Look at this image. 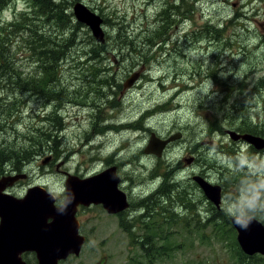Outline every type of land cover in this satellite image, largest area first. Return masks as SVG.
Segmentation results:
<instances>
[{
  "label": "flooded vegetation",
  "instance_id": "flooded-vegetation-1",
  "mask_svg": "<svg viewBox=\"0 0 264 264\" xmlns=\"http://www.w3.org/2000/svg\"><path fill=\"white\" fill-rule=\"evenodd\" d=\"M167 1L169 4H173L170 9L172 21L169 24L168 31L148 30L144 35H139L136 39L143 36V39H145L143 45L137 40L136 42L132 40L134 39L132 37L133 31L129 32L131 35L129 38L127 33L123 31L109 32L106 33V46L104 48L97 49L98 52H94L93 48L91 49L93 53L99 55L97 61L102 67L115 72V82H91V91L87 92L79 86L81 82L73 87L65 82H38L41 87H29L27 89L30 90V93L29 96L25 97L26 108L28 110L33 109L35 116L46 125L47 130H51L54 126V123L51 124L49 121V118L54 115H60L64 118V123L67 126L63 129L68 127L73 118L70 117V112L67 110L71 111L75 108H68V106L81 104V106L88 108V132L91 134L90 169L86 174H82L79 170L69 169L67 168V161L62 160V162H59L58 155L53 153H51L50 159L46 163L40 156L24 160L19 165L12 161H6L3 165H0V181L5 179L6 183L8 182L7 178L19 174H26V176L24 178L18 177L14 181L9 179L11 183L9 182L0 191V201L22 199L35 187H49L46 180L49 173L60 172L62 180L66 181L69 173L91 178V176L105 169L116 167L117 177H119L118 188L126 194L129 203L127 207L116 212L106 209L103 203L92 202L89 205H79L76 216L80 223L79 234L84 237L81 250L79 254L71 253L67 258L60 259L58 264H108L112 252H104L105 247L129 244L145 250L150 244L155 246L156 243L157 246L160 240L159 234L153 232L145 234L144 230H147L150 225L158 223L160 216L164 220L169 219L171 221L176 217H190V211H186L183 206H177L176 198L172 200L175 206L166 210L168 211L167 216L166 211L159 213L158 206H156V209H151V205L145 208L146 203L159 204L158 193L163 180H158L159 176L152 178L151 171L159 167L160 164L163 169L168 163L173 165L177 169V174L181 176L180 185L186 189L189 195L188 198H191L195 204L196 215L194 220L196 222L194 226H203L207 213L211 211L209 209V202L211 201L201 190L198 183L193 180L194 175L200 174L210 182L221 185L222 203L221 208L216 207L218 210H224L228 207L243 208L246 202L254 201L256 196L260 195L257 190L264 187V65L259 68V66H249V63L247 65L249 66L248 69L241 75L240 79V75L238 76L239 68L233 69L229 73H223L225 69L231 70L236 64L235 55H238L240 44L236 33L222 30L209 31L207 30V22L204 30H191V25L188 29L185 25L188 21H192V10H190L189 4L196 1L201 2V0ZM91 9L96 11L92 7ZM96 12L103 18L107 16L99 11ZM156 22L154 21V24H157ZM176 25L184 29L175 31ZM260 26L263 30L255 31L252 37H254V42H257L258 39V49L264 50V23H261ZM148 37L154 39L152 43L149 42ZM248 42L250 43V41H247V47L242 44V49L248 48ZM133 46L137 49H132ZM204 49L207 52L199 54V57L196 58L197 66L190 69L188 73L184 71V68H176L177 63L180 65L184 62V57H189L192 52L198 53V51ZM179 57H181L180 60L177 59ZM225 59H227L228 64H225ZM260 61H264V59L261 58ZM151 69L163 70V72L161 71L159 75L154 76L148 74ZM136 70L141 71L139 81L131 87L125 88L124 81L129 77V71ZM119 71H122L120 78ZM165 71H168V73ZM144 79L156 82L159 85L164 84V82H172V86L179 85L182 90L189 89L191 87L190 82L212 83L211 92L226 97L227 102L230 103L227 104L224 101L223 105H228L231 108L233 116L230 114L226 119L217 116L215 119L204 118L200 121L199 129L204 131L201 133L202 138H204L193 146L192 151H188L191 155L189 157L194 159L185 169H182L187 165L184 159L175 163L174 161H168L163 155V158L156 159L154 168L148 172V166L138 161L141 156L138 152H133L131 157H128L127 154H123L127 147H123L122 143L117 144L114 141V138L121 140L124 134L141 130L139 128L143 123H140V119L145 115L148 116L153 111L150 109L145 113L141 111L140 116H130L128 114L131 110L124 107L126 97L141 89L144 85L140 83ZM223 82H229V85H225ZM238 84L239 86L242 84L243 89L239 90ZM180 92L181 90L177 91L175 95ZM72 94H81L86 99H77V102L76 98H69ZM0 97L5 98V95ZM238 99H242L244 102H238ZM167 102L169 103V100ZM159 105H162V103ZM199 105L202 107V100H199ZM229 116H231V121L228 120ZM217 118L222 123L220 127L216 124ZM227 130L235 131L237 137H229ZM176 133H180V138H183L182 131ZM244 136L258 138L262 145L256 147ZM162 138H167V136ZM172 144L174 143L168 146ZM207 150L209 152H220L222 154L221 162L209 164L208 157H203V155L209 156L210 153L208 154ZM136 163L146 167V177L142 175L139 180L136 178L139 176L137 171H135V176L129 173V167ZM20 169L22 170L19 171ZM183 173L186 175V181L181 180ZM230 175L235 177L233 180L234 185L231 192H227L225 181ZM143 178L146 181H142ZM172 193L174 194V188ZM152 194L154 195L153 199L143 203V200ZM64 197L65 194L61 193L60 198L64 199ZM227 202L230 203L229 206H225ZM85 216L89 226L88 229H86ZM255 219H258L264 225V219H261L259 215ZM48 220L51 221L52 219L48 218ZM190 220L192 219H189V231L187 232H191L193 227H190ZM2 221L3 217L0 214V231ZM230 221L232 222V220ZM22 226V223L13 216L11 217V228L4 229L3 233L6 230H10V233L16 232L22 229ZM138 230H142V233L140 234ZM7 232L4 233L2 239L5 240ZM15 239L12 238V240ZM40 241L42 245L45 244L44 247L48 239L44 238ZM32 247H19L15 250L16 253L11 250L8 255V263L41 264L42 260L39 258V252ZM1 248H4V246ZM43 252L45 253L43 248H40V253ZM18 253L19 256H17ZM243 253L246 257H242L240 253H235L238 264H247V261L253 260H259L258 264H264V254L248 255L244 251ZM45 262L47 263V261Z\"/></svg>",
  "mask_w": 264,
  "mask_h": 264
},
{
  "label": "rangeland",
  "instance_id": "rangeland-1",
  "mask_svg": "<svg viewBox=\"0 0 264 264\" xmlns=\"http://www.w3.org/2000/svg\"><path fill=\"white\" fill-rule=\"evenodd\" d=\"M76 1H82L90 8L92 7L94 10L106 14L110 18H115L112 19V22L118 21V18L123 19L128 29L133 31L132 37L134 39L132 40L135 42L137 40L143 45L145 42L143 36L138 39L136 38L139 35H144L148 30H152L153 25L155 26L154 21L158 17V13L163 9L166 0ZM194 5L196 7L193 10L191 7L192 21H188L185 25L188 29L191 25V30H204L206 22L213 20L219 23V28L223 29V27H225L224 31L234 32L236 36L239 37L240 44L238 55H235L236 64L231 70L225 69L223 73H229L233 69L239 68L238 76L240 75V79L241 75L245 73L249 66L253 67V65L256 64V67H263L264 61H260V59H264V50L258 49V39L257 42H254V37L252 36H254L253 34L255 31L259 32L263 30L260 24L264 23V0H201V2L196 1ZM25 7L26 3L24 0H17L2 12V18L7 20L13 19L15 15L23 11ZM233 16L235 17L230 21ZM105 17L106 16H104V18ZM49 29L52 36L60 33L55 27H49ZM105 29L107 33H109L114 29V26L105 24ZM182 29L184 28H180L179 25H176L174 28L175 31ZM59 37L61 36L59 35ZM91 38L93 39H91V49H94L95 45L92 43H96L97 41L93 36ZM247 41H250V43L248 42V48L242 49V44L247 47ZM74 43H77V45L72 46L68 58L71 57L72 53L75 58L81 52L83 53L85 49L80 47V44L90 42L86 41L84 38H78L77 32L75 34ZM27 44L28 42H25L21 48L18 47L16 60L13 61V68L21 70L25 76L29 77L39 74L41 71L36 56L31 52ZM206 52L207 50L205 49L200 52L198 51V53L192 52V55L183 58V63L180 65L177 63L176 68H184V71L188 73L190 69L197 66L196 58L199 57V54H205ZM177 59L180 60L181 57ZM249 63L250 65L247 66ZM225 64H228L227 59H225ZM161 71L163 72V70L151 69L148 71V74L157 76ZM132 72L134 71H129L128 75ZM165 72L168 73V71ZM11 73H13V70H11ZM121 74L122 71H119V78ZM62 78H64V80L75 79V70L71 67L63 68ZM91 82H93L92 78ZM91 82H81L79 86L85 92L91 91ZM14 83L15 82H7L4 84V82H0V93H4L5 97L9 98L11 103H14L16 100L20 101L24 99L29 96L30 93V90L15 89ZM65 83L70 87L79 84V82ZM190 83L191 87H189V89L182 90V87L179 85L172 86V82H164V84L159 85L156 82H150L144 79L140 83L144 86L125 99L126 103L124 107L131 110L128 114L130 116H140L141 111L145 113L147 110H153L148 116L145 115V119L142 122L143 124L141 128H139L141 130L124 134L121 140L114 138L117 144L122 143L123 147H127L126 150L123 151V154H127L128 157H131L133 152H138L139 155H141L138 161L148 166V172L154 168L156 159L163 158V156L157 158L154 155L145 154L143 151L149 141L151 132H156L160 137H169L178 131L183 132V138L171 142L174 144L168 146L163 154L164 158L168 161L178 163L182 159L189 158L191 155L188 151H192L194 149L193 146L204 138L201 136V133L204 131L199 129L200 121L204 118L215 119L217 116L222 118L224 109L222 101L226 99V97L212 93L210 90L213 86L212 83ZM179 90H181V92L175 95ZM168 100L169 103L167 102ZM199 100L203 102L202 107L199 105ZM160 103H162V105H159ZM259 104L261 103L259 102ZM69 107H75L71 111L67 110L70 112V117L73 118V121L69 123L64 133H59V138H63V141L59 146L60 154L58 155V161L62 162V160H65L67 161V168L79 170L82 174H86L90 169L91 162V134L88 132V108L81 106V104L71 105L68 106V108ZM21 108L22 114H24V111L28 110L25 105H22ZM230 117L231 116L228 117V120ZM17 123L18 130L23 133H40L47 131L45 128L46 125L40 122L35 116L32 108L28 110L25 115L20 116ZM15 125V120L12 119V124L6 126V128H11L8 138L12 141L14 139L13 127H15ZM208 150V154L210 153L209 156L203 155V157H209L208 159L212 158L215 160L214 164L220 163L222 154L217 151L209 152ZM48 155H51V153L42 154L40 158L43 160L45 157H48ZM185 164L187 163L185 162ZM188 165L189 164L185 165L182 169H185ZM94 167H96V165H94ZM135 171H137L139 175L136 177L137 180H139L142 175L143 177L147 175L145 172L146 167L139 163L129 167V173L131 175L135 176ZM61 175L60 172L53 174L49 173L46 180L51 188L59 189L61 193L66 194L64 190L65 181L62 180ZM143 180L146 181L145 178H143L142 181ZM181 180L186 181V175L184 173L182 174ZM229 205L230 203L228 202L225 204V206ZM86 219L85 216L86 229H88L89 226ZM195 222L196 220H190V227L193 226ZM163 226L164 231L162 234H165L168 229H170L168 234L169 238L166 241L159 240L157 246L155 243L151 251L157 250L156 247L162 246L163 248L159 249L160 252L153 257V260L145 257L146 252L141 247L122 244V246L105 247L103 250L104 252H112V257L108 264H238L235 249L230 243V239L227 235L222 234V232H217L219 227L210 225L198 228L197 226H193L191 232H187L181 225H175V223H166ZM138 231L140 234L142 233V230Z\"/></svg>",
  "mask_w": 264,
  "mask_h": 264
},
{
  "label": "trees",
  "instance_id": "trees-1",
  "mask_svg": "<svg viewBox=\"0 0 264 264\" xmlns=\"http://www.w3.org/2000/svg\"><path fill=\"white\" fill-rule=\"evenodd\" d=\"M17 0H0V82H15V89H28L29 87L39 88L41 87L38 82H115L116 76L115 72L111 69L102 67V65L97 61L99 57L91 51V31L90 29L79 22L74 16L72 7L76 0H24L26 7L23 11L15 15L13 19L2 18V12L7 9L11 4L15 3ZM173 6L172 3L165 1V5L155 21H157L152 30L155 31H168L169 24L171 23L170 9ZM190 10L196 7L193 4H189ZM187 14V13H186ZM160 16V17H159ZM235 16L230 19L233 20ZM112 19L108 16L105 17V24L114 26L112 32H125L128 38L131 36L129 32H132L126 26L123 19L118 18L116 22H112ZM207 30H225L219 28V23L213 20L207 22ZM49 27H55L59 34L52 36ZM241 28V27H240ZM78 32V38H84L90 43L80 44L85 51L80 53L78 56L68 58L70 49L72 46H76L74 43L75 34ZM59 35L61 37H59ZM93 40V39H92ZM149 42H153V38L148 37ZM28 42V47H30L31 52L36 56L40 73L32 76H25L24 73L13 68V61L16 60V53L18 52V47H22L23 43ZM95 45L94 52H98L97 49L104 48L105 44L92 43ZM136 50L135 46L131 47ZM79 52V51H78ZM91 61L93 62L91 67ZM71 67L75 70V79L64 80L62 78L63 68ZM256 67V64L253 65ZM13 70V73H11ZM32 82V83H29ZM225 85H229V82H223ZM238 83V82H237ZM236 83V84H237ZM235 84V85H236ZM3 85V84H1ZM238 88L243 89L242 84H238ZM76 90V89H75ZM0 96H4V93H0ZM69 98L86 99L85 96L81 94L70 95ZM75 101V100H74ZM230 104L227 99H223V104ZM78 102V100H77ZM238 102H244L242 99H238ZM22 105L26 106V99L20 101L16 100L11 103L9 98L0 97V165H3L6 161H12L16 165H19L24 160H29L34 156H41L45 153H53L54 155H59V146L62 143V139L59 138V133H64L67 129H63L67 126L64 123V118L60 115H54L49 118V121L54 123L51 130L43 132H30L23 133L18 130V118L25 115V111L22 114ZM231 114V108L226 105L223 109V119H226L228 115ZM233 116V114H231ZM12 119L15 120V127L13 133V141L8 138L11 128H6L9 124H12ZM145 116L140 119V123L143 122ZM231 121V117L229 119ZM41 122V120H40ZM216 124L220 127L222 123L217 118ZM63 129V130H62ZM62 131V132H60ZM6 137H5V134ZM229 152H231L229 150ZM209 158V157H208ZM209 164H214L215 160L211 158L207 160ZM156 167L151 171V177L154 178L159 176V180H163L159 187V204L155 205L152 202L146 203L147 200H152L154 195L143 200L145 208L151 205V209H156L159 207V213H163L169 207L175 206L173 204V199L176 198L177 206H183L186 211H190L191 216L176 217L174 220L163 219L159 217L158 223L150 225L145 234L149 232L158 233L160 241H166L169 238L170 229L165 234L164 224L175 223V225H181L185 231H189L188 223L191 218L194 220L196 215L195 204L192 202L191 198L186 189L182 188L180 185V175L177 174V169L168 163V165L163 169ZM4 173V172H1ZM234 175L228 176L226 182V191L231 192L232 186L234 185ZM174 188V194L172 189ZM209 213L206 215V221H204L203 226H214L219 227L217 232H222V234L227 235L230 239V243L235 249V253L242 257H246L237 241V231L232 225L231 217L226 214L224 210H218L211 202H209ZM166 216L168 211L165 212ZM200 218V217H199ZM202 221V219L200 218ZM194 226V225H193ZM197 225L198 228L203 227ZM151 242V241H150ZM154 247L150 244L146 247V257L153 260V256H156L163 247H156L157 250L151 249ZM259 260L247 261V264H258Z\"/></svg>",
  "mask_w": 264,
  "mask_h": 264
},
{
  "label": "water",
  "instance_id": "water-1",
  "mask_svg": "<svg viewBox=\"0 0 264 264\" xmlns=\"http://www.w3.org/2000/svg\"><path fill=\"white\" fill-rule=\"evenodd\" d=\"M73 12L76 19L88 26L93 37L98 43H105L106 30L104 28L105 19L96 11H93L87 4L78 1L74 4ZM141 71H134L124 81L125 88L131 87L140 78ZM231 138L237 135L233 130H227ZM181 137L180 133H175L167 138H162L156 132H151V136L144 152L147 154L162 157L166 147L176 139ZM246 140L260 147L262 144L258 138L244 136ZM47 157L44 163L49 160ZM193 157L185 158L187 164H191ZM26 174H19L0 181V191L7 184ZM9 179L11 181H9ZM199 187L215 207L221 208L222 187L207 180L204 176L196 174L193 176ZM119 177H117L116 167L105 169L91 178L81 177L77 174L69 173L65 181V200H70L67 211L59 213L54 201L46 193L45 188L39 186L31 189L22 199H11L0 201V214L3 217L0 231V264H9L8 255L19 247L29 248L33 246L39 252L41 264H58L60 259L67 258L71 253L79 254L84 237L79 234L80 223L76 213L79 205H89L90 203H103L105 208L111 212L119 211L129 205L126 194L118 188ZM22 223V229L6 234L5 240L3 230L11 228V217ZM48 218L52 220L49 221ZM237 230V241L242 250L252 255L255 253L264 254V225L258 219L253 218L249 227L245 230L233 222ZM15 222V221H14ZM14 229V228H13ZM17 229V228H16ZM3 233V234H2ZM12 238H16L12 240ZM47 238V244L43 247L40 239ZM72 240V241H71ZM4 248H1L3 247ZM43 248L45 253H40ZM9 251V252H8ZM44 254V255H43ZM19 256V253L17 254ZM12 258V257H11ZM12 260V259H11ZM44 261V262H43ZM47 261V263L45 262Z\"/></svg>",
  "mask_w": 264,
  "mask_h": 264
},
{
  "label": "clouds",
  "instance_id": "clouds-1",
  "mask_svg": "<svg viewBox=\"0 0 264 264\" xmlns=\"http://www.w3.org/2000/svg\"><path fill=\"white\" fill-rule=\"evenodd\" d=\"M45 191L53 199L54 206H56L58 212L61 214L65 213L71 201L61 199V191L59 189H53L49 186L45 188ZM257 191L260 192V195L256 196L254 201L246 202L243 208L228 207L224 209L226 214L232 217L233 222L242 229L246 230L251 220L257 215L264 219V187Z\"/></svg>",
  "mask_w": 264,
  "mask_h": 264
},
{
  "label": "bare ground",
  "instance_id": "bare-ground-1",
  "mask_svg": "<svg viewBox=\"0 0 264 264\" xmlns=\"http://www.w3.org/2000/svg\"><path fill=\"white\" fill-rule=\"evenodd\" d=\"M151 43H152V42H151ZM151 45H152V44H151ZM247 119H249V118H247ZM252 124H253V123H252ZM255 125H256V124H255ZM259 125H260V124H259ZM256 126H257V125H256ZM25 163H27V162L25 161ZM23 164H24V163H23ZM23 164H22V165H23ZM23 168H24V166H23ZM21 170H22V169H20L19 171H21Z\"/></svg>",
  "mask_w": 264,
  "mask_h": 264
}]
</instances>
